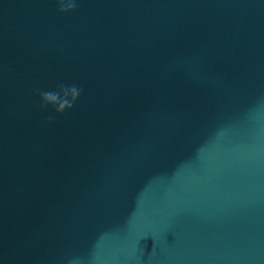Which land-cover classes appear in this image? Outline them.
<instances>
[{"label": "water", "instance_id": "water-1", "mask_svg": "<svg viewBox=\"0 0 264 264\" xmlns=\"http://www.w3.org/2000/svg\"><path fill=\"white\" fill-rule=\"evenodd\" d=\"M74 2L0 0V264H264V0Z\"/></svg>", "mask_w": 264, "mask_h": 264}, {"label": "clouds", "instance_id": "clouds-1", "mask_svg": "<svg viewBox=\"0 0 264 264\" xmlns=\"http://www.w3.org/2000/svg\"><path fill=\"white\" fill-rule=\"evenodd\" d=\"M75 7L76 4L74 0L72 3H69L66 6L63 3V0H61L60 11L74 10ZM67 87L68 86L60 84L58 85V90L42 92L40 94L41 100L43 101L42 106L51 105L57 112H63L65 109L71 108L80 95V89L77 86L73 85L72 90L76 93V95L69 99L66 91ZM65 104H67V107H64Z\"/></svg>", "mask_w": 264, "mask_h": 264}]
</instances>
